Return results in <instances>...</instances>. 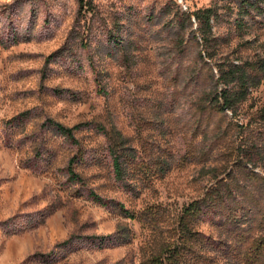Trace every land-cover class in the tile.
Listing matches in <instances>:
<instances>
[{
	"label": "rangeland",
	"instance_id": "1",
	"mask_svg": "<svg viewBox=\"0 0 264 264\" xmlns=\"http://www.w3.org/2000/svg\"><path fill=\"white\" fill-rule=\"evenodd\" d=\"M86 1L0 0V264H264V80L208 108L188 19L215 6L217 60L257 63L264 0Z\"/></svg>",
	"mask_w": 264,
	"mask_h": 264
},
{
	"label": "trees",
	"instance_id": "2",
	"mask_svg": "<svg viewBox=\"0 0 264 264\" xmlns=\"http://www.w3.org/2000/svg\"><path fill=\"white\" fill-rule=\"evenodd\" d=\"M81 10L89 9V2L86 0H79ZM241 9L243 13L249 14L250 10H260L258 3H252L249 0H241ZM250 9V10H248ZM183 15H186L183 13ZM217 17L215 6L200 9L188 16L191 22L194 19L196 23V37H200L201 40V56L206 55V59L214 62V70L216 68L217 75H213L215 79L213 86H211L209 92L205 94L207 107L219 112L226 113L231 112L233 115H238L241 106L248 100L249 95L253 89L258 88L264 80V60L257 63L243 62L236 63L234 61L217 60L216 47L213 45L216 41L214 37V22ZM192 24V22H191ZM262 75V76H261ZM27 114L22 115V117ZM17 120V118H16ZM262 120L264 121V112L262 114ZM48 124L52 126L63 137L75 141V131L79 128H68L59 123L48 121ZM100 130L109 137L113 146L110 147V155L112 158V165L116 180L124 182L130 164L134 161V158L128 153L126 147V139L118 131H114L110 134L104 128ZM114 134V136H113ZM71 181H81V177L76 173L73 163L68 167ZM95 200L102 202V199L95 196ZM189 208L188 215L197 216V212L200 208ZM134 218V216H130Z\"/></svg>",
	"mask_w": 264,
	"mask_h": 264
}]
</instances>
